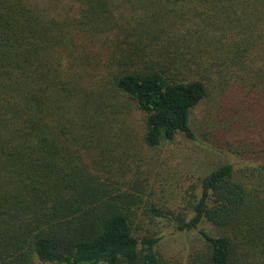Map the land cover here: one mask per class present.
<instances>
[{
	"label": "trees",
	"instance_id": "16d2710c",
	"mask_svg": "<svg viewBox=\"0 0 264 264\" xmlns=\"http://www.w3.org/2000/svg\"><path fill=\"white\" fill-rule=\"evenodd\" d=\"M126 1L0 0V264L162 263L160 238L134 233L137 211L109 177L108 149L123 145L110 139L112 123L124 116L121 103L128 101L133 112L125 120L141 118L146 147L175 144L179 135L196 140L192 114L216 78L213 72L180 74L176 66L182 59L164 48L160 65L144 62L128 70V53L138 43L131 35L125 53L113 56L124 59L113 80L114 95L82 85L84 77L93 84L91 50L116 22L113 11L122 13ZM199 1L231 16L237 3L253 4L254 11L264 6V0ZM99 49H105L102 40ZM213 61L210 70L219 66ZM235 61L249 74L220 79V88L242 100L237 110L243 115L260 116L262 137L263 61ZM96 157L98 162L92 160ZM233 173L225 164L202 180L195 214L182 227L196 228L207 220L222 229L219 235L200 231L209 248L208 264H248V253L239 250L247 244L256 249L257 264H264V216L255 221L249 190Z\"/></svg>",
	"mask_w": 264,
	"mask_h": 264
},
{
	"label": "rangeland",
	"instance_id": "374dc122",
	"mask_svg": "<svg viewBox=\"0 0 264 264\" xmlns=\"http://www.w3.org/2000/svg\"><path fill=\"white\" fill-rule=\"evenodd\" d=\"M126 3L129 5L122 8V13H112L116 22L101 39L105 42L104 51L99 49L101 40L91 50L96 57L93 66L97 77L91 76L93 84L84 77L82 85L97 93L106 90L114 95L113 80L121 71L124 59L113 60V56L116 53L119 58L125 53L123 48L133 41L131 35L136 36L138 43L128 53V70L139 69L144 62L148 67L160 65L163 55L160 50L164 48L178 53L182 59L176 66L177 72L193 77L213 72L216 85H211L207 97L192 114L196 140L179 135L175 144L163 142L156 149L144 145L140 117L125 120L133 111L128 101H122L120 110L125 114L121 119L115 116L112 123L115 132L110 133V139L114 144L122 140L123 145L111 148L108 143L109 177L113 187L124 192L126 202L137 211L134 233L160 238L157 251L161 264H208L209 248L200 231L219 235L222 229L207 220L196 228L182 225L194 216L201 182L210 172L231 164L234 180L249 190L247 201L256 213L255 221L264 216V136L257 134L262 127L260 116L243 115L237 110L242 100H235L236 95L226 93L224 86L220 88V79L249 74L237 59L260 60L264 67V6L259 5L254 11L253 4L237 3L231 16L199 0H127ZM214 59L219 66L210 70ZM259 98H263L260 93ZM92 160L98 162L97 157ZM91 164L102 170L98 163ZM256 207L263 208L258 213ZM152 209L161 216H156ZM238 231L235 238L238 237L240 245L241 228ZM243 249L248 253L245 256L248 264H257L256 249L250 244L239 250Z\"/></svg>",
	"mask_w": 264,
	"mask_h": 264
}]
</instances>
